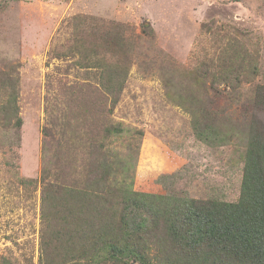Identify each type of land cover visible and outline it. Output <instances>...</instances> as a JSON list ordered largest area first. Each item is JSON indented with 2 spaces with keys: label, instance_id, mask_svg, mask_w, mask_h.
I'll return each instance as SVG.
<instances>
[{
  "label": "rangeland",
  "instance_id": "1",
  "mask_svg": "<svg viewBox=\"0 0 264 264\" xmlns=\"http://www.w3.org/2000/svg\"><path fill=\"white\" fill-rule=\"evenodd\" d=\"M263 90L264 0H0V264L61 251L46 188L104 165V210L133 191L236 202Z\"/></svg>",
  "mask_w": 264,
  "mask_h": 264
},
{
  "label": "trees",
  "instance_id": "2",
  "mask_svg": "<svg viewBox=\"0 0 264 264\" xmlns=\"http://www.w3.org/2000/svg\"><path fill=\"white\" fill-rule=\"evenodd\" d=\"M92 36L97 37V33L93 32ZM98 39L107 54L122 53L118 50L123 38L118 31L105 30ZM100 79L105 81L101 82L103 85L112 84L114 80L109 72L101 74ZM256 99L260 104L258 115H264V90L257 93ZM256 126L260 128L254 129L248 137L240 195L233 203L154 195L146 196L147 200L133 191L126 192L120 204L111 202L104 210L102 194L108 181H114L106 165L101 168V176L98 172L94 176L88 174L89 186L65 187L68 191L60 196L51 186L47 187L50 195L43 197V204L52 210L57 200L67 212L60 218L58 233L54 235L62 241V250L56 251V247L45 240L41 262L264 264V124L258 119ZM194 128L200 140L211 139L202 135H210L212 128L196 125ZM58 215L51 213L45 221L49 223ZM3 264L7 263L3 261Z\"/></svg>",
  "mask_w": 264,
  "mask_h": 264
}]
</instances>
